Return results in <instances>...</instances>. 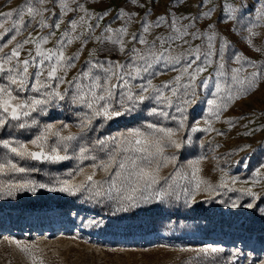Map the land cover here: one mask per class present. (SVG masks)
I'll return each instance as SVG.
<instances>
[{"label":"snow or ice","instance_id":"obj_1","mask_svg":"<svg viewBox=\"0 0 264 264\" xmlns=\"http://www.w3.org/2000/svg\"><path fill=\"white\" fill-rule=\"evenodd\" d=\"M50 2L53 0H26L23 6L13 10L16 18L12 20L11 27L0 23V38L8 33L26 31L33 21L39 29H48L46 34L38 37L29 32L28 37L17 42L10 53H4L6 45H0V129L35 130V135L26 142L16 139L11 133L9 138L0 139V148L5 150L0 153V177L22 174L19 179L0 180V193L12 196L25 190L34 193L38 189H47L69 195L86 194L89 199L107 197L117 200L121 207H136L153 199L159 201L170 196L179 199L180 193L176 191L179 179L187 181L181 188L186 202H194L201 192L214 194L219 187L251 197V202L244 207H258L255 202L260 195L253 191V187H232L238 177L221 170L218 185L203 178L200 165L206 156L201 155L180 168L175 167L180 150L192 143L191 133L214 131L212 119L218 120L230 102L247 95L264 81V63H258L234 49L232 42L217 31V21L239 23L244 5L237 7L231 0H217L216 3L198 0L197 13L188 18V24L177 27L185 17L173 16L171 20L167 15L157 17V21L168 23L174 34L167 39L157 37L149 41L146 34L151 32L154 24L159 27V23H150L146 15L140 16V28L130 33L126 25L138 15L130 8L127 12L125 8L119 10L112 23L122 18L123 23L113 29L110 23L101 28L100 21L109 15L108 11L93 14L79 0H59V13H56L44 7ZM127 6L144 7L140 0H127ZM13 11L0 13V17L11 19ZM254 11L244 40L254 51L264 52L254 44V38L259 35L254 29L264 22V4ZM45 12H52L56 19L45 17ZM69 13L72 16L65 21ZM197 19L205 20L204 30L199 34L189 32V27ZM93 20L95 24L91 22ZM62 24L65 28L57 37L56 30ZM98 28L99 35L96 34ZM186 36L200 38L202 45L194 50L191 47L186 49L183 56L169 55L165 45L169 41L189 44ZM53 37L56 38L55 45L43 47ZM15 40L16 35L13 34L7 43ZM90 40L97 41V47L89 49L88 58L81 68L68 78ZM75 41L80 42V47L71 55L66 54L68 45ZM158 41L162 50L153 51L158 48ZM130 43L131 47L128 46ZM28 44L34 47L28 49L21 59V51ZM137 44L144 47L138 48ZM114 53L122 59H112ZM209 67H213L215 75L202 78ZM169 69L177 74L171 80L153 84L156 75ZM61 85L65 87L61 88ZM209 87L214 91L211 93L213 98L204 101L207 105V114L202 117L205 127L200 126L201 120L189 125V109H194L204 99L198 89L206 91ZM146 102L154 104L149 115L157 118L156 123H145L95 140L88 139V132L95 131L96 125L110 126L130 115L134 118L141 105L147 106ZM59 112H70L75 116V127L79 131H71L72 125L65 120L55 119ZM162 121H172L175 126H164ZM70 160L77 162L75 167L63 175H50L47 182L32 178L31 174L39 169L27 164L39 161L57 165ZM85 161H91L87 165L90 171H86ZM170 164L174 166L173 174L168 178L161 176V170ZM260 167L264 168V164ZM114 168L110 178L96 179L98 171L108 177ZM261 179H264V173L257 169L253 173V186ZM162 180L166 187L161 185ZM231 206L240 205L233 202ZM260 211L264 213V208ZM16 244L27 254L30 264H45L35 251L22 246L20 241ZM221 252L223 248L207 245L196 250V256L214 259ZM238 255L234 252L230 259L235 260Z\"/></svg>","mask_w":264,"mask_h":264},{"label":"rangeland","instance_id":"obj_2","mask_svg":"<svg viewBox=\"0 0 264 264\" xmlns=\"http://www.w3.org/2000/svg\"><path fill=\"white\" fill-rule=\"evenodd\" d=\"M79 2L93 14L108 11L109 15L104 21H100L101 28L107 23H110L113 29L120 27L123 18L114 23L112 21L121 8H125L126 12L130 8L132 12L138 14L135 20L126 25L130 33L140 28L139 17L146 15L150 23L154 21L159 23V27L154 24L151 32L146 34L149 41L157 37L167 39L170 34H174L169 24L157 21V17L167 15L168 20H171L173 16L185 17L177 24L179 27L181 24H188V18L196 15L198 4V0H155V3L153 0H140L144 5L140 8L127 6V0H79ZM216 2L217 0H213V3ZM231 2L237 7L245 6L240 22L217 21V31L232 42L234 49L258 63H264V52L254 51L244 40L248 22L255 15V8L264 4V0H231ZM25 3L26 0H0V13L16 10ZM58 3L59 0H53L44 7L59 13ZM44 15L50 19H56L52 12H45ZM71 16L72 13H69L65 21ZM15 18L16 12L13 11L11 19L0 17V23H3L5 27H11L12 20ZM25 19H28L27 16ZM38 19L40 18L37 17ZM91 22L96 23L95 20ZM204 25V19H197L189 27V32L196 31L199 34L204 30ZM64 28L65 25L62 24L61 28L56 30L57 37ZM254 30L259 33L254 38L255 46L264 49V22H261ZM47 31L48 29H39L33 21L26 31L22 30L18 34L8 33L0 38V45H6L3 52L10 53L11 48L17 42L27 38L29 32L33 37H38L46 34ZM13 34L16 35V40L8 44L7 41ZM96 34H100L99 28L96 29ZM185 39L189 41V44H183L182 41H169V44L165 45L169 49L168 54L183 56L186 54V49L191 47L194 50L198 45H202L200 38L186 36ZM55 42L56 38L53 37L43 47L52 48ZM97 45L98 42L95 40L88 42L80 54V59L76 61V67L69 72L68 78L76 74L88 58L89 49L96 48ZM128 46L131 47L132 44ZM136 46L144 47L139 44ZM33 47L32 44L25 45L20 58L23 59L27 50ZM79 47V41L73 42L68 45L66 54L71 55ZM161 50L158 41V48L153 51ZM112 59H122V57L114 53ZM176 74L170 69L163 71V74L153 78V84L158 85L163 81L171 80ZM209 74L215 75L213 67H209L202 74V78L208 77ZM63 87L65 85H61V88ZM213 91L212 87L206 91L198 89L199 95L204 99L198 102L194 109H189L187 113L189 125L196 120H201L200 126L205 127L202 117L207 114V105L204 101L213 98L211 96ZM146 104L147 106H140L134 118L130 115L110 126L96 125L95 131L88 132V139L95 140L100 136L114 135L145 123H156L157 118L149 115V110L154 104L148 102ZM55 119L65 120L72 125L71 131H79L75 127L77 118L70 112H59ZM162 123L168 127L175 126L172 121H162ZM212 128L214 131L211 132L191 133L192 143L180 150L175 167L180 168L189 160L201 155L206 156L200 165L202 169L200 175L203 178L213 185H218L222 176L221 170L227 172L229 176L238 177L236 184L232 187L237 189L253 187V191L260 195V199L255 202L258 207L252 209L244 207L251 202V197L239 191H229L219 187L214 194L201 192L197 194L194 202H186L181 188L187 181L179 179L176 188L177 193H180L179 199L172 196L159 201L153 199L147 204L140 203L136 207L127 205L121 207L117 200L107 197L89 199L86 194L69 195L47 189H38L34 193L25 190L16 192L12 196L0 193V264H30L27 254L21 251L16 241L35 251L43 258L45 264H191V256L197 257L196 250L207 245H230L235 249L231 250L227 257L219 256V254L214 259L198 257L204 261L212 260L206 264H227L226 258L230 259L234 252H238L239 255L235 260L230 259V264H264V213L260 211L264 208V179L255 186L252 184L253 173L257 169L264 173V168L260 167L264 164V81H261L258 87L247 95L230 102L228 107L221 111L218 120L212 119ZM10 133L16 139L26 142L35 135V130L0 129V139L9 138ZM246 145L248 147H245ZM4 151L0 148V153ZM168 151L171 152L170 149ZM238 161L240 163H237ZM76 163L74 160L57 165L27 162L28 166L39 169L31 175L32 178L41 182H47L50 175H63L75 167ZM90 163L91 161L84 162L86 171H90L87 168ZM173 171L174 166L170 164L161 170V176L168 178ZM114 172L115 168L113 173L106 177L103 172L98 171L96 179L110 178ZM21 176L22 174H8L0 177V180L19 179ZM80 178L77 177V179ZM161 185L167 186L164 180L161 181ZM115 195L113 193V196ZM30 198L34 200L35 205H23V200ZM42 198L45 199L43 203L40 202ZM54 200H66L71 204L57 205ZM233 202L240 206L232 207ZM200 233L222 235L226 240L225 243L211 241L208 240L209 236H201ZM233 239L241 240L234 244L231 243ZM254 243L259 246L253 247ZM185 259L189 261H184Z\"/></svg>","mask_w":264,"mask_h":264},{"label":"trees","instance_id":"obj_3","mask_svg":"<svg viewBox=\"0 0 264 264\" xmlns=\"http://www.w3.org/2000/svg\"><path fill=\"white\" fill-rule=\"evenodd\" d=\"M35 162L37 164H39V165L46 164V162H39V161H35ZM43 201H45V199L42 198V200L40 202L43 203ZM54 202L57 205H67V204H71L70 202H67L66 200H54ZM23 205H26V206H34L35 205V202L31 198L30 199H25V200H23ZM219 247L223 248V252L219 253V256H224V257H227V254L231 250H234L235 249V248L231 247L230 245H222V246H219ZM254 254H258V253H254ZM189 260H190V258H189ZM189 260L188 259H185L184 261H189ZM190 261H191V264H206V263L211 262L212 260L211 259H206L204 261L201 258L192 257L191 256V260ZM225 261H226L227 264H230L231 263V260L230 259H227L226 258Z\"/></svg>","mask_w":264,"mask_h":264},{"label":"bare ground","instance_id":"obj_4","mask_svg":"<svg viewBox=\"0 0 264 264\" xmlns=\"http://www.w3.org/2000/svg\"><path fill=\"white\" fill-rule=\"evenodd\" d=\"M200 235L201 236H206V237H208L209 239L208 240H211V241H216V242H219V243H225V237H223L222 235H218V236H214V235H206L205 233H200ZM238 240V241H237ZM239 240H241V239H233L232 241H231V243H234V244H237V242H239ZM254 246L253 247H257V246H259L258 244H256L255 245V243L253 244Z\"/></svg>","mask_w":264,"mask_h":264}]
</instances>
